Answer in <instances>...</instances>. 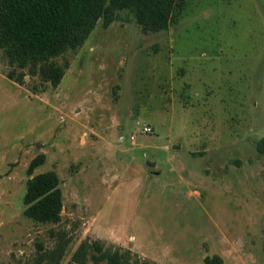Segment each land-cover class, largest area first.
I'll list each match as a JSON object with an SVG mask.
<instances>
[{"label":"rangeland","instance_id":"374dc122","mask_svg":"<svg viewBox=\"0 0 264 264\" xmlns=\"http://www.w3.org/2000/svg\"><path fill=\"white\" fill-rule=\"evenodd\" d=\"M64 59L57 87L26 69L19 85L0 50V264L61 237L62 264L84 240L156 264H264V0H185L146 35L121 12ZM48 172L58 223L23 214Z\"/></svg>","mask_w":264,"mask_h":264},{"label":"trees","instance_id":"16d2710c","mask_svg":"<svg viewBox=\"0 0 264 264\" xmlns=\"http://www.w3.org/2000/svg\"><path fill=\"white\" fill-rule=\"evenodd\" d=\"M185 0H0V50L17 70L6 77L24 84L29 76L57 87L69 66L56 59L80 48L102 20L104 27L126 12L144 35L167 30L174 25ZM43 162L34 160L29 171ZM23 214L39 223H58L62 194L53 172L38 174L27 181ZM68 240L59 238L55 245L38 252L23 264H62ZM207 264H220L215 256ZM66 264H156L141 260L130 250L107 246L99 240L82 241Z\"/></svg>","mask_w":264,"mask_h":264},{"label":"built area","instance_id":"2783aa9c","mask_svg":"<svg viewBox=\"0 0 264 264\" xmlns=\"http://www.w3.org/2000/svg\"><path fill=\"white\" fill-rule=\"evenodd\" d=\"M142 131H143V133H148L151 131V129L149 127L145 126V127H143ZM131 139H133V137H131Z\"/></svg>","mask_w":264,"mask_h":264}]
</instances>
